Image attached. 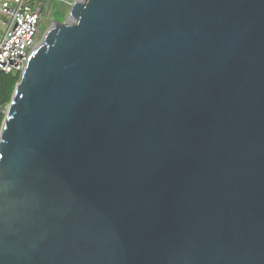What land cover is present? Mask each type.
Returning a JSON list of instances; mask_svg holds the SVG:
<instances>
[{"label":"water","instance_id":"95a60500","mask_svg":"<svg viewBox=\"0 0 264 264\" xmlns=\"http://www.w3.org/2000/svg\"><path fill=\"white\" fill-rule=\"evenodd\" d=\"M55 24L0 131V264H264V0Z\"/></svg>","mask_w":264,"mask_h":264},{"label":"built area","instance_id":"2783aa9c","mask_svg":"<svg viewBox=\"0 0 264 264\" xmlns=\"http://www.w3.org/2000/svg\"><path fill=\"white\" fill-rule=\"evenodd\" d=\"M51 2L0 0V77L25 71L33 52L45 40L43 9Z\"/></svg>","mask_w":264,"mask_h":264},{"label":"trees","instance_id":"16d2710c","mask_svg":"<svg viewBox=\"0 0 264 264\" xmlns=\"http://www.w3.org/2000/svg\"><path fill=\"white\" fill-rule=\"evenodd\" d=\"M56 1V0H52ZM66 16V15H65ZM64 16V19H65ZM62 19L61 21H63ZM21 74L1 75L0 77V131L5 118L4 108L7 107L12 99L16 85L19 82Z\"/></svg>","mask_w":264,"mask_h":264},{"label":"rangeland","instance_id":"374dc122","mask_svg":"<svg viewBox=\"0 0 264 264\" xmlns=\"http://www.w3.org/2000/svg\"><path fill=\"white\" fill-rule=\"evenodd\" d=\"M76 0H62V1H52L50 4V20H48L45 24V31L49 32L54 25L52 19H55L58 22H64L69 19V13L71 11L72 6L74 5ZM66 15V16H65ZM65 16V19H64ZM64 19L63 21H61ZM44 31V32H45ZM18 84V83H17ZM8 110V106L4 108V113L6 115Z\"/></svg>","mask_w":264,"mask_h":264},{"label":"flooded vegetation","instance_id":"af4514ba","mask_svg":"<svg viewBox=\"0 0 264 264\" xmlns=\"http://www.w3.org/2000/svg\"><path fill=\"white\" fill-rule=\"evenodd\" d=\"M58 2L59 1H62V0H57ZM51 4V3H50ZM50 4H48L44 9H43V19H42V22H41V29H42V32L43 33H47V31H45V24L48 20H50ZM52 22H54V24L57 22L55 19H52ZM45 31V32H44Z\"/></svg>","mask_w":264,"mask_h":264},{"label":"bare ground","instance_id":"6f19581e","mask_svg":"<svg viewBox=\"0 0 264 264\" xmlns=\"http://www.w3.org/2000/svg\"><path fill=\"white\" fill-rule=\"evenodd\" d=\"M72 20V19H71ZM56 28V24H54L53 26H52V29H55ZM46 41V40H45ZM45 41H44V43H45Z\"/></svg>","mask_w":264,"mask_h":264}]
</instances>
